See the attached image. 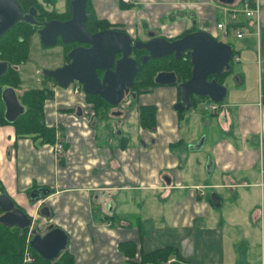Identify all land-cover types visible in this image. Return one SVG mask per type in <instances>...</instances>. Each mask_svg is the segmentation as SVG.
I'll list each match as a JSON object with an SVG mask.
<instances>
[{
	"label": "crops",
	"instance_id": "0c3cea01",
	"mask_svg": "<svg viewBox=\"0 0 264 264\" xmlns=\"http://www.w3.org/2000/svg\"><path fill=\"white\" fill-rule=\"evenodd\" d=\"M241 1L91 3L98 17L122 24L133 36L152 30L172 39L195 29L212 34L218 21L247 22L251 18L243 12L235 21L228 11ZM252 1L259 6V32L234 35L240 42L237 64L231 62L221 80L227 92L216 110L197 112L192 105L179 114L172 107L179 100L177 88L155 83L137 97L138 106H156L155 125L142 126L137 116L133 138L129 115L117 121L120 131L113 133L111 120L84 114L80 94L56 88L65 109L55 115L48 103L45 121L59 126L66 144L61 162L53 143L18 136L12 124L0 123V181L6 193L39 228L51 221L68 232L75 264H127L118 242L131 238L145 250L173 246L179 256L166 264H264V0ZM42 185L53 191L38 201L28 197V190ZM208 191L221 196V205L212 203ZM146 199L155 206L152 216L125 213V206ZM43 204L49 217L39 215Z\"/></svg>",
	"mask_w": 264,
	"mask_h": 264
},
{
	"label": "water",
	"instance_id": "95a60500",
	"mask_svg": "<svg viewBox=\"0 0 264 264\" xmlns=\"http://www.w3.org/2000/svg\"><path fill=\"white\" fill-rule=\"evenodd\" d=\"M86 4L87 0H70L69 18L39 20L36 6L30 5L25 10L20 0H0V37L19 21H25L37 27L36 33L43 45H54L58 39L64 43H89L88 46L72 47L67 52L69 61L51 68L45 67L42 73L52 77L61 87L78 81L86 94H97L111 105L119 104L128 93H131L133 98L136 97V92L131 90V87L139 69L138 62L144 63L148 58L170 54L176 58H181L184 54L190 56V76L178 81L174 70L161 69L154 74L153 81L165 85L178 83L181 99L174 105L177 110L190 109L192 95L208 97L214 101L226 98V85L216 76L232 67L233 46L230 42L218 39L204 29L191 30L172 39L150 32V37L144 40L135 39L127 31L113 27L90 32L85 25L88 18ZM134 49H144L147 53L137 58L133 55ZM8 67L7 60H0V76ZM98 70H102V76L98 75ZM210 74L212 77L209 78ZM0 97L7 120L13 121L24 111L25 107L13 87L4 86ZM78 113H81L80 106ZM208 164H211V160ZM50 192L49 186H36L29 190L28 196L33 201H38ZM210 198L214 205H221L222 198L217 192H211ZM0 211L1 223L21 229L30 227L28 244L42 257L54 260L67 248L69 234L63 227L51 221L41 229L32 226V216L16 206L14 199L5 192L0 193ZM39 212L50 216V209L46 204L39 208Z\"/></svg>",
	"mask_w": 264,
	"mask_h": 264
},
{
	"label": "trees",
	"instance_id": "16d2710c",
	"mask_svg": "<svg viewBox=\"0 0 264 264\" xmlns=\"http://www.w3.org/2000/svg\"><path fill=\"white\" fill-rule=\"evenodd\" d=\"M49 3L54 4L55 0H48ZM120 5H128L121 0H118ZM25 9L29 5L36 6L39 11L40 18H60L59 13L55 8L48 9L42 4L40 0H20ZM86 10L88 12V19L86 26L89 30H96L98 28H106L112 25L120 24L111 22L107 18L98 17L92 7L91 0H87ZM68 15V12H65ZM237 22L235 25H237ZM36 26L25 21H19L11 27L4 35L0 37V60H7L9 62L8 70L0 76V96L2 88L6 85L13 87L20 102L24 105V111L19 114L13 121H9L4 117V104L0 99V123H10L13 125L16 135L30 136L31 138H39L42 143H54L56 140V128L54 125H49L45 121L46 115V99L53 97V91L45 84L46 81L55 80L47 74L44 76L43 84L40 86H26L21 91V83L23 79L20 73V64L25 63L29 58V50L31 44V37L36 32ZM63 43L62 41H59ZM70 44H64V52L68 50ZM237 50L233 49V55ZM233 55L231 62H233ZM160 60L165 61L163 67H157L154 61L157 59L151 58L144 63H140L139 71L134 81V89L139 95L141 91L149 89L154 85L153 76L157 70L169 69L177 73L178 81L185 80L191 73L190 56L176 58L173 56L162 57ZM230 71V70H229ZM225 71L216 76L218 80L229 72ZM46 80V81H45ZM72 90L73 86H69ZM18 90H20L18 92ZM82 103L84 105V114L90 117L96 116L97 112L103 108L107 109L111 106L105 99L97 94H80ZM264 96V94H263ZM203 96L192 95V105L195 106ZM1 98V97H0ZM137 98V97H136ZM135 99V98H134ZM65 109V107L60 108ZM139 122L142 126L152 128L156 122V106L153 104H140L138 106ZM183 110H178L182 114ZM119 133V131H116ZM66 144L64 145V148ZM62 158H60L61 162ZM53 191V190H51ZM0 192L6 190L0 181ZM1 212V211H0ZM41 216V214H39ZM108 217V216H106ZM109 218V217H108ZM111 216L109 219H113ZM140 218H138V225L140 226ZM35 223L39 227L41 223ZM113 224L112 222H110ZM134 222H129L131 225ZM27 228L21 229L17 226H9L0 222V264H22L24 247L26 246V232ZM141 235V234H140ZM124 262L127 264H163L171 256L177 257L179 254L176 249L170 245H163L153 249L145 250L138 247V243L134 239H124L118 242ZM35 255L33 264H75L74 255L67 247L54 260H49L42 257L36 250L31 248Z\"/></svg>",
	"mask_w": 264,
	"mask_h": 264
},
{
	"label": "rangeland",
	"instance_id": "374dc122",
	"mask_svg": "<svg viewBox=\"0 0 264 264\" xmlns=\"http://www.w3.org/2000/svg\"><path fill=\"white\" fill-rule=\"evenodd\" d=\"M40 1L49 10L52 9V8H55L57 11H59V13H61L60 18H63L65 16H67V13H65V11H63L64 10L63 8L66 7V4L67 5L69 4L68 2L70 0H55V3L58 4V7L60 6L62 8V9H59V10H58V7H55V3L54 4L49 3L48 0H40ZM213 26H215V25H213ZM212 34L215 35V37L218 38V39L229 41L232 44L234 49H239L238 47L240 45V42L234 36L235 35L234 33L231 32L227 36H224L222 34L221 30L217 29V32L213 30ZM31 39H32V41H31V44H30L29 58H28V60L25 63H22V64L19 65L20 66L21 77L23 79V82L21 83V87H22L21 91L26 86H40V85H42L43 81H44V76L42 75L43 74L42 73V69L45 68V67L51 68V67H55V66L61 65L63 63V61L65 60L64 51H63L64 48H63L61 43H57L55 45H50V46L43 45L40 42V39H39V37H38L36 32L32 35ZM161 58H162V56L154 58V59L158 60V61H154L155 66L163 67L165 65V61L164 60H160ZM232 63H233V67L235 68V66L237 64L236 60L233 59ZM251 75H253V74H251ZM45 84L48 86V88H50L53 91V95H54L52 100H51V98H48L45 101L46 102L45 103L46 104V108L48 109V105L47 104L52 102L53 103L52 104V108H53V110L54 109L56 110V112H55V115H56V113H58V111L61 110L60 108L63 107V105H64L63 104V102H64L63 98L64 97L59 95V98H58V95L55 94L56 88H61V87L59 85H54L53 81H51V80L46 81ZM229 85H231V83ZM248 85H249L248 88L253 87L252 80L250 82H248ZM169 86H175L177 88V90H178V83L170 84ZM231 86H229V87H231ZM19 91L20 90H18V92ZM179 94H180V92H179ZM126 98L127 97H125V99L123 100L124 102L122 101L117 106L116 105L115 106L111 105L107 109H105V108L103 109L102 108L99 113L97 112L96 117L98 118L99 122L101 121V118L103 119V122H109L110 120L112 122H117V121L122 120L123 116L125 115V113H123V115L122 114H119V115L114 114L113 115L111 113V111L113 109H120V108H122V106H125L127 104V102L129 101V97H128V99H126ZM180 99H181V95H179V100ZM131 101L133 103L132 106H131V109L129 111L127 110V112H128L127 115H129V119H130L128 124H127V127H128L127 130L130 132L131 136L134 138L135 134H136V131H137V128H138V125H137V122H138L137 121V116H138V109H137L138 103H137V101L138 100H137V98H135V99H133ZM177 101L178 100H176V102ZM211 101L212 100L210 98H208V97H202L199 100V102L197 103V105H196V107L194 109H196L197 112H203L204 113L205 110L208 109V107H206V103H210ZM176 102H174L172 104V107L174 109H176L174 107ZM220 102L221 101L217 102V104H219ZM191 109H193V108H191ZM124 110H126V109H124ZM50 116L51 115H49V117H48L49 120H50ZM55 120H56V122H59L58 116H56ZM112 122L110 123V127H111ZM181 122H185V121L181 120ZM190 129L193 130L194 128L192 126H190ZM28 192H29V190H28ZM28 192H27V194H28ZM210 192L211 191H208V194H210ZM223 193H224V191H223ZM262 205H263V199L259 200V206L261 207V209H262ZM124 209H125V213H127V214L138 213V214H141L143 217L152 216L155 213V206H154L153 202L152 201H148L147 202V199H146V201L144 200V204H140V205H138V204H133V205L129 204L128 206H125ZM120 211H122L121 208H120ZM41 216H43V215H41ZM27 229H29V228H27ZM27 237H28V230L26 232V238ZM69 244H70V241H69ZM32 253H33V251H32ZM172 257L173 256H171L170 258H172ZM170 258H168L166 260L167 263H171L172 262V261L168 262V260ZM34 260H35V258H34ZM34 260H32L33 262H31V264L34 263ZM22 263H23V259H22ZM163 264H166V263H163Z\"/></svg>",
	"mask_w": 264,
	"mask_h": 264
},
{
	"label": "built area",
	"instance_id": "2783aa9c",
	"mask_svg": "<svg viewBox=\"0 0 264 264\" xmlns=\"http://www.w3.org/2000/svg\"><path fill=\"white\" fill-rule=\"evenodd\" d=\"M121 1L129 4V3L134 2L135 0H121ZM241 4H242L241 7H230V8H228V11L230 12L231 19H233V20L237 19L236 14L238 12H243L248 18H251V19H249L247 22L246 21L239 22L237 25L228 24L226 21H218L217 22V28H219L221 30V32L224 36H226L230 32H234L236 37L240 38V37H243L246 32H249V31L253 30L254 28L257 31V33L259 32V23H258L259 6H258V3L255 1H252V0H242ZM235 21H237V20H235ZM229 22H232V20H229ZM233 58L237 60L238 56L236 54H234ZM71 85L73 86V88H72L73 93H78V92L82 91V87H81V84L79 82L75 81ZM126 99H128V97ZM129 101H130V98H129ZM129 101L127 102V104L129 103ZM125 106H123V108H125ZM206 107H208L210 110H216L218 108V104L216 101L212 100L210 103H206ZM55 128H56V140L53 143L54 144V152L58 158H61L63 156V152H64L65 148H64L63 141L59 139V132H58L59 126L56 125ZM116 128H117V123L112 122V124H111L112 131H115ZM197 187L201 188V185H197ZM29 236H30V230H28V237H27L26 241L29 240ZM34 258H35V255L32 253V250H31L29 244L26 245L24 248V252H23V263L22 264H31V262H33L32 260H34ZM172 260H174V257L170 258L168 260V262L172 261Z\"/></svg>",
	"mask_w": 264,
	"mask_h": 264
},
{
	"label": "flooded vegetation",
	"instance_id": "af4514ba",
	"mask_svg": "<svg viewBox=\"0 0 264 264\" xmlns=\"http://www.w3.org/2000/svg\"><path fill=\"white\" fill-rule=\"evenodd\" d=\"M69 3V2H68ZM32 5V4H31ZM87 5V4H86ZM30 6V5H29ZM28 6V7H29ZM47 8V7H46ZM28 9V8H27ZM27 9H25V10H27ZM64 10L63 11H65V12H68L69 13V8H68V5L66 4V7L65 8H63ZM59 12V11H58ZM40 13H39V11H38V14H37V18L39 19V20H49V19H47V18H40V15H39ZM70 17V13L67 15V16H65V17H63V18H57V19H61V20H64V19H67V18H69ZM88 19V18H87ZM87 21V20H86ZM85 25H86V22H85ZM87 27V26H86ZM110 27H113V28H118V29H122V30H125V31H127L126 29H125V27L122 25V24H116V25H112V26H110ZM106 28H109V27H106ZM88 29V28H87ZM100 29H103V28H98V29H96V30H89L90 32H94V31H97V30H100ZM128 32V31H127ZM150 32H154V31H152V30H148V32H146L145 34H144V36H141V37H138V36H133V35H131L129 32V34L131 35V36H133V38H135V39H137V38H140V39H148L149 37H150ZM153 34H156L155 32L153 33ZM59 41H61L60 39H58V41H57V43H60ZM63 42V41H62ZM56 43V44H57ZM62 44V46H63V48H64V44H70V47L68 48V50H70L72 47H75V46H79V45H84V46H88L89 45V43H86V42H77V41H72V42H68V43H61ZM55 45V44H54ZM68 50L66 51V52H64V57H65V60L63 61V63L64 62H67V61H69L70 60V58L67 56V52H68ZM64 51V50H63ZM147 53V51L146 50H144V49H141V50H136V49H134V51H133V55L134 56H136L137 58H139L141 55H144V54H146ZM169 57V56H173L174 57V55L173 54H170V55H165L164 57ZM184 56H187V54H184L182 57H184ZM163 57V56H162ZM149 59H151V58H148L147 59V61L149 60ZM62 63V64H63ZM140 65V62H138V66ZM138 71H139V69H138ZM138 71H137V73H136V75H135V77L137 76V74H138ZM98 72V75L99 76H102V70H98L97 71ZM135 77H134V81H135ZM210 77H212V74H210L209 75V78ZM81 84V83H80ZM133 86H134V82H133ZM131 87V90H133V91H135V89H134V87ZM81 87H82V85H81ZM82 92H84L83 90L82 91H80V92H78V93H76L77 95L78 94H81ZM85 93V92H84ZM131 94V93H130ZM132 95V94H131ZM131 95H126L127 97H129L130 98V101L131 100H133V98L131 97ZM136 97H138V94H136ZM135 97V98H136ZM129 101V103L128 104H126V106H125V108L124 109H126V110H124L123 109V106H122V108H120V109H113L112 111H111V113L112 114H114L115 112H119V113H122V115H123V113H125V117H127V110L129 111L130 109H131V106H132V101L130 102ZM113 106H115V105H113ZM117 106V105H116ZM137 109H138V105H137ZM124 110V111H123ZM81 112H82V109H81ZM138 113H139V110H138ZM118 129H119V127H117ZM15 201V200H14ZM15 205L16 206H19V207H21L22 209H24L29 215H31L24 207H22L21 205H19L16 201H15ZM41 207V206H40ZM39 228V227H38ZM42 228V227H41ZM40 228V229H41ZM30 237V236H29ZM27 239V238H26ZM26 245H28V241H26ZM25 248V247H24Z\"/></svg>",
	"mask_w": 264,
	"mask_h": 264
}]
</instances>
